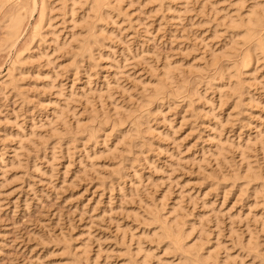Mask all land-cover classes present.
Returning a JSON list of instances; mask_svg holds the SVG:
<instances>
[{
  "label": "rangeland",
  "instance_id": "374dc122",
  "mask_svg": "<svg viewBox=\"0 0 264 264\" xmlns=\"http://www.w3.org/2000/svg\"><path fill=\"white\" fill-rule=\"evenodd\" d=\"M8 1L0 264H264V0Z\"/></svg>",
  "mask_w": 264,
  "mask_h": 264
},
{
  "label": "bare ground",
  "instance_id": "6f19581e",
  "mask_svg": "<svg viewBox=\"0 0 264 264\" xmlns=\"http://www.w3.org/2000/svg\"><path fill=\"white\" fill-rule=\"evenodd\" d=\"M8 0H0V8L2 7V6H4V4L7 2ZM10 1V0H9ZM8 1V2H9ZM23 1V0H22ZM102 1L103 0H94V2H93V5H91L92 6V8H94V10H93V12H97L96 10H98L99 8H100V6H102L101 5V3H102ZM16 2V1H15ZM20 3V2H19ZM22 4H23V2H21ZM21 3H20V5L19 6H25V5H21ZM24 3H25V1H24ZM92 3V2H91ZM16 4V5H17ZM9 5H11V3L9 4ZM13 6H15V5H13ZM18 6V7H19ZM18 7H16V8H18ZM26 7V6H25ZM21 8V7H19L18 9H14V11H12V9L10 8V6L8 7V8H10L11 9V12L10 13H8L7 15H6V13L4 14L5 16H7L6 17V22H5V26H4V28L6 27V29H4L5 30V34H4V36H5V39H4V43H12V41H15L14 39H16V37H17V35H19L18 33H19V31H20V28H21V26H23L22 25V23L24 22V18L26 17V11H25V9H27V8ZM42 7H43V5H42ZM13 8V7H12ZM92 8H90V9H92ZM251 10L249 11L250 13H247V15H246V20L244 21L245 23L243 24V22H242V31H241V37L243 38V42L244 43H248V46L250 47V48H253V49H258V50H260L261 51V53L264 51V12H261V13H259L258 11H255V9H253V8H250ZM5 10V9H4ZM9 10V9H8ZM100 10V9H99ZM264 11V10H263ZM7 12V11H6ZM24 12H26L25 14H24ZM29 12V11H28ZM89 12V11H88ZM105 13V12H104ZM97 14V13H96ZM3 15V16H4ZM31 15V14H30ZM95 15V14H94ZM100 15V14H99ZM102 15V14H101ZM106 15V14H105ZM42 16V15H41ZM109 16V15H108ZM42 18V17H41ZM41 18H39V20L41 19ZM26 19V18H25ZM38 23H40V22H38ZM241 23V22H240ZM41 24V23H40ZM39 25V24H38ZM36 26L37 25H35L34 26V28H33V31L34 32H37L36 30H35V28H36ZM40 26V25H39ZM239 27V26H238ZM38 28H40V27H37V29ZM237 28V27H236ZM240 28V27H239ZM39 30V29H38ZM42 30V29H41ZM32 31V32H33ZM21 32H22V30H21ZM34 32H33V34H34ZM38 33H39V31H38ZM32 34V33H31ZM36 35V34H35ZM92 35V34H91ZM32 36V35H31ZM37 36V35H36ZM239 36V35H238ZM35 37V36H34ZM3 38V37H2ZM2 42H3V39H2ZM1 42V43H2ZM3 43V44H4ZM15 43V42H14ZM88 43V42H87ZM9 44V45H10ZM235 44V43H234ZM8 45V44H7ZM86 45H88V44H86ZM1 46V45H0ZM238 46V45H237ZM247 46V47H248ZM247 47H246V49H247ZM82 48H84V46L82 47ZM83 50V49H82ZM264 53V52H263ZM262 53V54H263ZM243 54H244V56L242 55V59L245 61V62H243V63H245V65H246V61H249L248 60V57H249V53H248V50L247 51H244L243 52ZM255 54V53H254ZM241 59V58H240ZM242 60V61H243ZM14 61H16V60H14ZM14 61H12V63H13V65L11 66V68L12 67H14L15 65H14ZM16 64V63H15ZM242 64V63H241ZM240 64V65H241ZM244 66V65H243ZM238 69V68H237ZM15 70V69H14ZM9 72H10V69L8 70V74H9ZM11 73V72H10ZM10 75V74H9ZM10 77H12V76H10ZM158 85V84H157ZM165 87V86H164ZM155 91L156 92H159L160 91V86L158 87V88H156L155 89ZM156 92H154V93H156ZM160 93V92H159ZM158 96V95H157ZM154 100V99H153ZM139 124V123H138ZM138 136V135H137ZM134 143V142H133ZM171 229V228H170ZM176 231V230H175ZM164 232V234H165V236H166V238H168L167 239V241L169 240V244H171L173 247H176V248H178L179 247V245H181L180 243L182 242L181 240V238H180V236H179V234L176 232V233H174V232H171L170 230H164L163 231ZM181 232V231H180ZM161 234V233H160ZM163 234V235H164ZM160 236V235H159ZM161 237V236H160ZM182 238H183V236H182ZM181 241V242H180ZM180 248V247H179ZM179 248L177 249V250H179ZM181 248H182V246H181ZM191 255V254H190ZM200 258V257H199ZM197 259L198 258H196V261H195V259H194V261H191V264H201L199 261H197ZM201 260V259H200ZM207 260V259H206ZM185 261V260H184ZM263 263H264V261H263ZM189 264V263H188ZM203 264V263H202Z\"/></svg>",
  "mask_w": 264,
  "mask_h": 264
}]
</instances>
